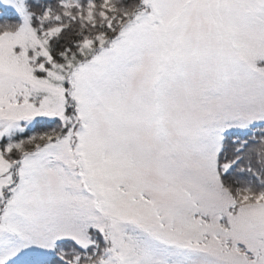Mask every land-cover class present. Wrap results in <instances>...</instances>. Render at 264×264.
Masks as SVG:
<instances>
[{"label": "rangeland", "instance_id": "374dc122", "mask_svg": "<svg viewBox=\"0 0 264 264\" xmlns=\"http://www.w3.org/2000/svg\"><path fill=\"white\" fill-rule=\"evenodd\" d=\"M121 1L85 21L126 19L112 42L94 29L59 63L26 0H0L19 19L0 34V264L93 231L95 264H264V170L234 191L219 158L264 122V0Z\"/></svg>", "mask_w": 264, "mask_h": 264}, {"label": "trees", "instance_id": "16d2710c", "mask_svg": "<svg viewBox=\"0 0 264 264\" xmlns=\"http://www.w3.org/2000/svg\"><path fill=\"white\" fill-rule=\"evenodd\" d=\"M61 1L62 0H26L32 26L43 39L47 38L49 40L50 55L54 62L60 63L66 55L78 53L81 44L91 39V34H94V37L97 36L94 29L98 32L107 30V37H109L107 41L109 44L127 24V20L124 19L118 23L114 29L110 30V26L107 28V25H109L111 21H106L105 26L101 25L103 21H100L96 25L98 27L92 29L90 26L86 25L87 23L85 22L88 21V16H90L88 15V11H90V7L93 6L94 13L98 12L100 10L98 7L102 0H76V5L71 7H64L60 4ZM90 1L92 6L90 5ZM124 1L125 0L121 1V3ZM141 1L142 0H139L140 3ZM47 9L49 12L45 17L44 13H46ZM0 12L1 34L7 30H12L14 24L19 22V19L17 13L11 10H5L1 6ZM94 13H91V15ZM95 24L96 23H94V25ZM85 26L88 27V30ZM67 98L69 104L68 109L71 110L73 115L76 114L79 118V127L83 122L79 114L80 109L79 107L77 108L75 99L72 94H70V91L67 92ZM43 125L45 124H39L37 127L41 128ZM50 128L51 127H47V131ZM29 133V130H27L21 135L15 134L16 136L14 135V139L23 140L29 136ZM75 134L78 140V135L77 133ZM7 138L8 137H4L2 143H4ZM263 141L264 124L256 125L252 128V131L246 133L230 132L225 135L219 158L223 156V159H220V163L223 161L230 164L231 168L229 170L227 169V174L224 173L222 178H224V181L226 180L228 186L234 189V191L260 186L257 180L259 177L258 174L264 170V156L262 159L260 158V148L264 146ZM29 148L31 149L32 146H29ZM24 150L29 151L28 148H24ZM23 154L24 153L20 155L21 158ZM78 157L76 158L78 159ZM234 202L237 206L240 205L237 201ZM92 234L95 239L94 244L87 249H83L75 242L67 240L58 243L56 250L51 254L30 255L25 258L22 263L10 262L8 264H95L97 262L96 258L101 253L100 249L107 247V241H102V235H98L99 237L95 236L96 233L94 231ZM60 249H64L65 254H60Z\"/></svg>", "mask_w": 264, "mask_h": 264}]
</instances>
